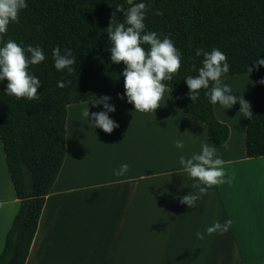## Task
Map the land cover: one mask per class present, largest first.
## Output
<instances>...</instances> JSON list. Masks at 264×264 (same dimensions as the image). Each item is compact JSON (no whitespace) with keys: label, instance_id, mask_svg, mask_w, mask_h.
Returning a JSON list of instances; mask_svg holds the SVG:
<instances>
[{"label":"crops","instance_id":"crops-1","mask_svg":"<svg viewBox=\"0 0 264 264\" xmlns=\"http://www.w3.org/2000/svg\"><path fill=\"white\" fill-rule=\"evenodd\" d=\"M221 80L250 89L238 74ZM110 97L115 111L108 115L118 125L110 134L82 115L87 108L90 114L103 110L94 99L67 105L65 157L25 264H264V156L245 154L247 118L229 114L233 121L213 105L229 129L226 142L216 144L168 87L154 113L135 111L126 97ZM177 140L183 149L175 147ZM202 143L216 148L225 179H233L209 188L189 208L180 198L198 192L192 187L198 181L179 158L199 154ZM122 164L129 170L115 175ZM19 207L0 141V253ZM226 220L232 221L226 233L206 234ZM197 232L205 233L203 240Z\"/></svg>","mask_w":264,"mask_h":264},{"label":"trees","instance_id":"trees-1","mask_svg":"<svg viewBox=\"0 0 264 264\" xmlns=\"http://www.w3.org/2000/svg\"><path fill=\"white\" fill-rule=\"evenodd\" d=\"M150 5L144 19L145 31L168 36L181 53V67L166 86L176 104L202 121L210 139L223 144L229 136L226 124L214 113L202 89L192 102L185 78L197 76L203 55L217 48L227 56L230 66L225 76L247 73L252 67L254 82L250 105L253 116L247 119L245 154L264 156V0H134ZM28 7L19 14V23L10 24L0 41L8 39L24 47L42 48L45 60L30 65V74L41 87L38 100H17L5 93L7 80L0 81V141L7 169L20 207L9 228L0 264H25L47 194L54 184L66 152L67 105L102 96L124 94L123 63L110 61L111 47L105 29L118 5L129 7L126 0H26ZM159 11L162 15H156ZM116 12V23H123ZM70 49L76 58L74 71H57L53 48ZM147 50L148 45H143ZM223 76V77H225ZM58 81H71L65 88ZM211 87V85H210Z\"/></svg>","mask_w":264,"mask_h":264},{"label":"clouds","instance_id":"clouds-1","mask_svg":"<svg viewBox=\"0 0 264 264\" xmlns=\"http://www.w3.org/2000/svg\"><path fill=\"white\" fill-rule=\"evenodd\" d=\"M129 7L125 9L123 5H118L111 14L109 26L105 29L111 47L110 61L114 64L124 65L121 75L124 77V94H117L118 99L127 98V102L132 104L134 110L140 113H154L161 107V100L166 91V81H171L179 72L181 67V53L175 47L173 41L165 36L163 39L156 32H146L144 19L150 5L134 0H126ZM28 7L26 0H0V41L7 33L10 24L19 23V14ZM116 12H122L125 20L123 23H116ZM156 15H162L157 11ZM143 45H148L146 50ZM197 57L203 55L202 67L198 70L197 76H187L184 80L189 89L187 96L192 102H196L202 89H210L206 95L211 104H219L222 108L228 109L239 102V112L244 118L251 120L253 113L251 105L243 98H239L233 93L228 84L222 83L221 78L225 76L230 66L227 56L217 48H212L210 52L203 49H196ZM54 67L57 71L67 70L70 74L74 71L73 65L76 58L70 49L61 51L57 46L52 50ZM45 60V55L39 46L26 47L17 44L12 39H8L0 47V81L7 80L5 93L14 96L17 100L25 98L29 101L38 100V91L41 83L37 77L30 74L29 66L38 65ZM264 66V60L257 59L253 62V67ZM253 71L252 67H247V73ZM264 85V79L258 81ZM71 81H58L59 88H65ZM211 85V87H210ZM110 96H102L94 99L93 105H102L100 112L89 113L85 109L82 115L91 121L89 124L93 128H99L103 132L110 134L118 125L109 118V113L115 111V107L108 103ZM175 147L184 148V142L177 140ZM179 163L190 178L198 181L192 185L198 192H191L180 198V203L189 208H194L203 195L207 194L209 188L231 184L233 177L225 179V161L219 157L215 147H210L207 143L201 144L199 154H193L190 158L181 156ZM129 170L128 164H122L114 174L123 176ZM232 224L231 220H226L223 224L214 222L212 226L206 228V234H224ZM205 233L197 232V239L203 240Z\"/></svg>","mask_w":264,"mask_h":264},{"label":"bare ground","instance_id":"bare-ground-1","mask_svg":"<svg viewBox=\"0 0 264 264\" xmlns=\"http://www.w3.org/2000/svg\"><path fill=\"white\" fill-rule=\"evenodd\" d=\"M227 84L232 88L233 93L238 97V99L239 98H243L244 100L247 101V94H248V91H249L248 90L249 89V85H248V88H246V89H245L244 86H243V88L240 89V84L234 82L233 80H229ZM239 108H240V105H239V102H237L231 108H228L229 109V114L231 115L233 113H237L239 115H242L239 112ZM221 113H223V109L221 110Z\"/></svg>","mask_w":264,"mask_h":264},{"label":"rangeland","instance_id":"rangeland-1","mask_svg":"<svg viewBox=\"0 0 264 264\" xmlns=\"http://www.w3.org/2000/svg\"><path fill=\"white\" fill-rule=\"evenodd\" d=\"M238 75H239V78L243 79L245 82L247 80V82L250 84L249 96H248V99H247V102L250 103L251 91H252V86H253V82H254V73H252V72L251 73H242V74H238ZM248 83H247V85H248ZM215 108L217 109V111H219V110L221 111L223 109V113H224V115L226 117H228L229 119L237 122V120H238L237 118H231L229 116V109L222 108L218 103L215 104ZM237 126H238V129L236 131V134H240L241 133L240 124L238 123Z\"/></svg>","mask_w":264,"mask_h":264}]
</instances>
